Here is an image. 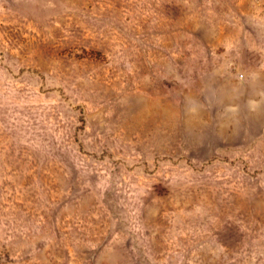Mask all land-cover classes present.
<instances>
[{
	"label": "rangeland",
	"instance_id": "rangeland-1",
	"mask_svg": "<svg viewBox=\"0 0 264 264\" xmlns=\"http://www.w3.org/2000/svg\"><path fill=\"white\" fill-rule=\"evenodd\" d=\"M0 264H264V0H0Z\"/></svg>",
	"mask_w": 264,
	"mask_h": 264
}]
</instances>
